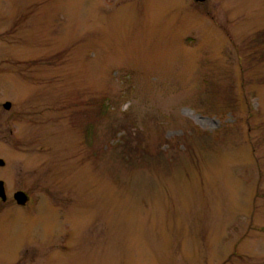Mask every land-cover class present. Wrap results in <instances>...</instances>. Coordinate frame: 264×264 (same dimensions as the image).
Segmentation results:
<instances>
[{
  "label": "rangeland",
  "instance_id": "obj_1",
  "mask_svg": "<svg viewBox=\"0 0 264 264\" xmlns=\"http://www.w3.org/2000/svg\"><path fill=\"white\" fill-rule=\"evenodd\" d=\"M0 158L34 264H264V0H0Z\"/></svg>",
  "mask_w": 264,
  "mask_h": 264
},
{
  "label": "flooded vegetation",
  "instance_id": "obj_2",
  "mask_svg": "<svg viewBox=\"0 0 264 264\" xmlns=\"http://www.w3.org/2000/svg\"><path fill=\"white\" fill-rule=\"evenodd\" d=\"M6 102H11V101L8 100ZM6 166H7L6 163L0 164V168L6 167ZM1 180L4 181L5 193L8 199L11 196V192L6 189V187L8 186V183L6 182L5 178L1 177L0 175V181ZM18 192H14L13 196H19L20 200L27 199L28 203L31 201L32 195L27 194V196H24L23 193L19 194ZM27 243L28 242H26L25 246L28 245ZM25 246L22 245L19 248H14V246L12 245L11 247H9L8 250H2V246L0 245V264H34V261H35L34 254L31 251H29L30 246L28 247H25ZM42 259H44L42 264H49V256L45 255V257Z\"/></svg>",
  "mask_w": 264,
  "mask_h": 264
},
{
  "label": "water",
  "instance_id": "obj_3",
  "mask_svg": "<svg viewBox=\"0 0 264 264\" xmlns=\"http://www.w3.org/2000/svg\"><path fill=\"white\" fill-rule=\"evenodd\" d=\"M196 1H205V0H196ZM5 106L6 107H10V102H6L5 103ZM5 161L3 159H0V164H4ZM0 197L3 199V200H6L7 196H6V193H5V187H4V182L1 180L0 181Z\"/></svg>",
  "mask_w": 264,
  "mask_h": 264
}]
</instances>
